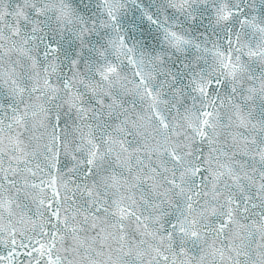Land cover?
Wrapping results in <instances>:
<instances>
[{
  "label": "snow or ice",
  "instance_id": "6c2138e0",
  "mask_svg": "<svg viewBox=\"0 0 264 264\" xmlns=\"http://www.w3.org/2000/svg\"><path fill=\"white\" fill-rule=\"evenodd\" d=\"M0 264H264V0H0Z\"/></svg>",
  "mask_w": 264,
  "mask_h": 264
}]
</instances>
